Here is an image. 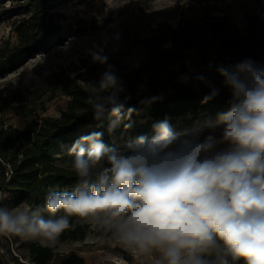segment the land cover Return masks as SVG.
Wrapping results in <instances>:
<instances>
[{"label": "clouds", "instance_id": "9594fccd", "mask_svg": "<svg viewBox=\"0 0 264 264\" xmlns=\"http://www.w3.org/2000/svg\"><path fill=\"white\" fill-rule=\"evenodd\" d=\"M215 71L231 94L216 122L189 135L159 121L150 137L123 148L106 145L100 132L79 137L68 151L76 185L48 192L47 219L27 205L0 207V234L54 245L79 217L112 233L141 264H264V63L246 58ZM196 79L210 88L204 103L220 94ZM124 90L111 66L87 86L86 103L94 118L108 114L109 131L131 116Z\"/></svg>", "mask_w": 264, "mask_h": 264}, {"label": "rangeland", "instance_id": "374dc122", "mask_svg": "<svg viewBox=\"0 0 264 264\" xmlns=\"http://www.w3.org/2000/svg\"><path fill=\"white\" fill-rule=\"evenodd\" d=\"M248 14L264 19V0H0V68L19 44L18 29L28 28L33 16L42 19L47 28L43 37L33 35L43 38L41 46L20 66L0 71V128L36 130L43 120L57 118L66 110V86L83 85L86 73L94 70L102 75L108 66L127 72L140 66L146 61L142 39L160 25L176 27L181 20L216 15L243 30ZM213 59L211 43L186 56L191 71L199 70L202 60L211 69ZM205 74L209 82L214 79L212 69ZM189 118H175L170 124L176 132L190 135L216 122L218 116ZM141 124L139 136L150 137L152 128L147 131L146 124ZM130 128L125 124L115 127L105 144L123 148L138 137ZM62 164L72 169L71 161ZM0 194L8 198L1 189ZM2 199L0 207L8 209L27 205H6ZM70 222L72 226L64 232L82 228V238L59 236L50 245L41 238L0 234V264H36L29 252L32 244L55 249L46 264H58L69 253L82 258L84 264H141L112 233L79 217H70Z\"/></svg>", "mask_w": 264, "mask_h": 264}, {"label": "trees", "instance_id": "16d2710c", "mask_svg": "<svg viewBox=\"0 0 264 264\" xmlns=\"http://www.w3.org/2000/svg\"><path fill=\"white\" fill-rule=\"evenodd\" d=\"M38 2H32L35 4ZM39 4V3H38ZM27 23L28 28L18 29L19 44L0 68L6 70L20 66L30 53L41 46L46 32L42 19L33 16ZM146 61L140 66L120 71L112 67L123 82L124 92L120 101L124 111L132 109L131 116L119 125H130L139 136L142 122L147 131L153 124L189 116L191 118L216 117L229 110L230 91L222 86V78L217 74V65H235L246 58L264 63V19L256 14H248L243 30L230 26L224 16L204 15L193 20H181L176 27L160 25L142 39ZM169 43V47L165 44ZM206 43L214 46L212 71L214 79L210 83L220 88V94L204 103L203 97L210 92L208 84L200 82L197 76L206 77L205 70H211L208 62H201V68L191 71L186 56L189 51L199 50ZM7 66V67H6ZM84 84L66 86L69 96L66 110L53 119L43 120L36 130L0 128V189L8 193L1 203L6 205L27 204L43 211L50 190H71L77 177L70 168L62 163L70 162L68 154L72 143L81 135L93 132L102 133L103 142L115 128L109 131L110 117L107 113L94 118V113L86 103L89 95L87 86L97 85L101 74L86 73ZM187 76V82L181 77ZM127 97V99H125ZM146 131V132H147ZM132 132V131H131ZM145 132V133H146ZM142 135V134H141ZM19 145L20 148L15 146ZM77 232V234H75ZM84 236V230H67L61 239H77ZM51 247L32 244L30 255L36 264H46L55 254ZM58 264H84L82 258L69 253Z\"/></svg>", "mask_w": 264, "mask_h": 264}]
</instances>
